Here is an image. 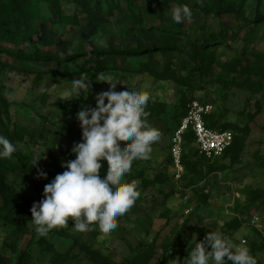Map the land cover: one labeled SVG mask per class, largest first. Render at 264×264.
Here are the masks:
<instances>
[{
    "label": "rangeland",
    "instance_id": "rangeland-1",
    "mask_svg": "<svg viewBox=\"0 0 264 264\" xmlns=\"http://www.w3.org/2000/svg\"><path fill=\"white\" fill-rule=\"evenodd\" d=\"M175 5H187L191 19L179 24L183 34L176 35L184 39L176 40L177 49L162 50L158 25L171 27L174 22L170 12ZM11 15L32 17L30 42L55 41L54 48L43 49L50 56H59L70 47L114 48L77 55L68 61L69 72H64L58 60L27 59L0 50V99L10 103L0 106V132L6 128L27 131L23 142L13 143L17 148L14 154L21 152L31 160L44 156L34 166L33 174L12 172L0 177V252L13 264L22 250L31 254L34 264H50L55 254L63 256L59 264H97L100 258L107 264H137L133 257L144 255L148 247L153 250L148 264H160L164 259L165 264H174L173 260L182 264L191 251L193 235L197 241L203 240L194 227L217 231L249 251L252 245L264 241V205L249 206L243 194L245 190L264 189V76L255 74L259 70L252 64L256 55H264V0H0V24ZM64 18L70 19L65 22ZM89 24L100 26L90 29ZM253 26L257 27L255 35H235L237 29L248 32ZM26 37L1 33L0 43L13 48L21 42L27 44ZM189 37L193 41L223 38L210 46L215 63L205 73H200L185 54L189 48L183 41ZM144 48L150 50L145 55L130 53ZM96 58L104 70L92 68ZM144 63L148 68L142 67ZM166 66L181 80L158 79L154 73ZM99 73L120 83L116 91L147 92L149 101L165 105L160 116L147 119L161 132L150 158L135 160L130 174L124 177L125 181L138 182L140 196L111 234L102 233L95 224L89 231L77 232L69 219L68 228L52 229L46 237H40L30 222V209L43 198L45 187L36 179L37 170L51 168L49 151L55 152L60 165L75 159L71 149L81 141L76 114L83 106L94 107L93 96L109 87L96 81ZM82 76L89 78L90 93L75 98L70 94L72 82ZM192 100L212 103V115L220 123L246 127L244 133L232 130L235 138L243 141L242 150L234 164L230 157L219 159L224 169L210 172L204 166L199 173L185 172L177 180L168 164L170 138ZM63 125L72 127L73 133H62ZM120 143L123 146L128 142ZM195 154L193 143L185 145L187 160ZM101 163L103 178L107 163ZM64 170H54L53 178ZM140 175L146 180L157 175L165 178L143 187ZM203 191L206 200L198 204ZM11 197L16 204L5 201ZM252 215L259 218L255 224ZM235 218L242 223L237 230L229 231L226 224ZM250 254L257 264H264V251Z\"/></svg>",
    "mask_w": 264,
    "mask_h": 264
},
{
    "label": "clouds",
    "instance_id": "clouds-1",
    "mask_svg": "<svg viewBox=\"0 0 264 264\" xmlns=\"http://www.w3.org/2000/svg\"><path fill=\"white\" fill-rule=\"evenodd\" d=\"M176 24L191 19L187 5H175L170 12ZM96 81L109 85L108 90L95 94V106H83L76 114L81 129V141L73 145L75 159L63 162L65 169L43 189V198L33 203L31 224L40 237L52 229L68 228L74 221L77 232L91 230L95 224L104 234L118 227V218L134 206L140 196L138 182L125 181L135 160L150 158L152 145L161 136L159 129L147 123L146 112L150 96L147 92L116 91L118 81L104 73ZM89 78L82 76L72 82L70 94L75 98L90 93ZM106 102V103H105ZM122 141H127L121 146ZM16 145L0 134V159H11ZM44 158V156H43ZM34 157L32 166L43 159ZM101 161L107 163L101 178ZM37 179H47L43 170H37ZM191 251L182 264H257L247 247H240L217 231H209L201 241L195 235ZM174 264L178 261L173 260Z\"/></svg>",
    "mask_w": 264,
    "mask_h": 264
},
{
    "label": "trees",
    "instance_id": "trees-1",
    "mask_svg": "<svg viewBox=\"0 0 264 264\" xmlns=\"http://www.w3.org/2000/svg\"><path fill=\"white\" fill-rule=\"evenodd\" d=\"M31 18L32 17L29 15H24L22 17L11 15L7 19L6 22H3L0 24V34L9 32L12 34L22 35V37L27 36L26 40H29L27 44L24 42H21L17 44L16 47H13V48L3 46L0 43V50L7 51L9 53L14 52L15 54H17V56H22L27 59L45 60V59L51 58V60H58L63 64L64 72H69L70 67H69L68 61L77 57V55L87 54L92 51L98 54V52H106V51H111V50L113 51L114 49L111 45L103 46L99 50L93 49V47L92 48L87 47L84 49L70 47L68 51L61 53L59 56H56V57L50 56L47 54L48 51H43V49L52 48V47L54 48L56 44L55 41H49L45 39H39V40L36 39L33 42H30V39H29L30 37L28 36L32 32ZM69 19L70 18H64V21L68 22ZM96 26H100V25L93 26L89 24L90 29ZM158 26L159 28H161V31L159 32V36H161L162 38L161 44L162 46H164V47H159V48H161L162 50H165V49L176 50L177 49L175 45L176 40H179L180 37L183 38V36H180L183 34L181 32L182 27L176 23H173L169 29H165V27L162 24H159ZM4 27H9V30L3 29ZM256 30H257L256 26L255 27L253 26L248 32L243 30L242 28H239L237 29L235 35L239 36L240 34L243 33L244 36H246L247 38L249 36L251 37L255 35ZM138 32L144 33L146 31H144V29H139ZM176 34H180V35H176ZM222 39L221 37H215L213 39L211 38V39H202V40L193 41L189 37L188 39L183 41L185 42V45H187L189 48L185 54L187 55L189 61L197 64V70L200 71V73H205L207 70H209L211 64L215 63V59L212 57L211 53L209 52V48L210 46L216 45V43L214 44V42L223 41ZM148 51L150 50L144 48V49H139L135 51H130V53L145 55V53ZM255 58L256 59L253 61L252 64L257 66V69L259 70V71H256L255 74H262V76H264V55L262 53H259L258 55H256ZM246 61L249 62L248 60ZM1 62L2 61L0 59V63ZM235 62L236 61H233V64ZM204 63H206V65H204ZM142 67L148 68V64L144 63ZM92 68L95 70H104L102 62L99 58H96V62L92 65ZM167 69H168V66L164 67L162 72H157L154 74L158 79H161V80H168V79H171L174 81L181 80L180 77H175V75L168 72ZM254 89L257 91L256 88ZM9 105L10 103H7L5 100L0 99V106L8 107ZM164 110H165V105L163 103L149 101L147 104V108H146V112L148 113L147 119H152V118L160 116L164 112ZM185 112H186V109H185ZM185 112L183 113L182 117L185 115ZM212 114L205 118V124L207 127L212 128V129H217V130H231V131L236 130L238 133H244L243 130L246 127L241 128V127H236L235 125L231 123H220L221 121L215 120ZM62 122L66 123V122H71V121L63 120ZM61 131L62 133L71 135L73 133V128L67 127V125H63L61 128ZM0 134L6 136L12 143H15V142H23L25 135H27V131L18 130V128H14L12 130H8L6 128L4 130V133L0 132ZM190 143H193V135L191 132H187L185 135V144L187 145ZM242 143L243 141L239 140V138L237 137L235 138L234 136L231 145L224 151L223 155L220 158L230 157L231 163L234 164L242 150ZM48 156L52 160L51 168L47 171L41 168L39 169V170H43L47 174V180L36 178L37 180H40L41 183L45 185L48 184L53 178L54 176L53 171L61 170L62 168L61 165L59 164L58 158H56L55 156L54 151H49ZM219 159H216L213 162H209L202 158H198L195 154L193 159H191V161L187 160L184 157L183 165H184L185 172L188 174L195 173V172L199 173L200 168L204 166L207 168L208 171L214 172V171L225 168L218 164ZM170 163H171V160H170V157H168V164L170 165ZM33 170H34V166H32V160L29 157L23 155L21 152L17 154H13V158L11 159H0V177L1 178L6 177L9 173H12V172H19L23 175H30V174H33L34 172ZM36 176H37V173H36ZM139 178L141 179L142 186L147 187L148 185H153L155 183L164 181L165 177H163L162 175H157L156 177H154L153 180H146V179H142L140 175ZM203 192L198 197V200H197L198 204H202L206 200L207 193L205 192L203 193ZM243 194L248 200L247 203L249 206L253 207L254 204H256V205H259L260 207L264 205V189L245 190ZM5 201L6 202L14 201V203L16 204V199L14 197H11L10 199H6ZM236 208L238 209L239 206H237ZM122 217H119L118 221ZM69 219L71 220V218ZM241 223H242L241 219L235 218L232 221L228 222L226 226L229 231L237 230L240 227ZM193 231L197 235H199L202 239H204L206 233L209 232V230L205 227H194ZM40 245L46 249H49V246L46 243L40 242ZM260 251H264V241H262L259 244L252 245L250 249L251 253H256ZM152 255H153V250L151 247H148L144 255L141 253H138L137 255L133 257V261L136 262L137 264H148L149 261L151 260ZM62 257L63 256L60 254H55L53 258L51 259L50 264L61 263ZM160 262H161L160 264H165L166 259L161 260ZM0 264H13V263L10 257L0 252ZM14 264H34V263H33L31 254H29L25 250H22L16 255ZM97 264H107V262L104 260V258H100Z\"/></svg>",
    "mask_w": 264,
    "mask_h": 264
},
{
    "label": "built area",
    "instance_id": "built-area-1",
    "mask_svg": "<svg viewBox=\"0 0 264 264\" xmlns=\"http://www.w3.org/2000/svg\"><path fill=\"white\" fill-rule=\"evenodd\" d=\"M212 113H214L212 103L192 100L187 105L185 115L173 129L169 145L171 160L169 166L175 179H181L185 173L183 158L187 132L193 135L197 157L209 162L219 159L231 145L234 138L231 130H217L206 126L205 118ZM251 219L254 221L253 224L259 221L256 215H252Z\"/></svg>",
    "mask_w": 264,
    "mask_h": 264
}]
</instances>
